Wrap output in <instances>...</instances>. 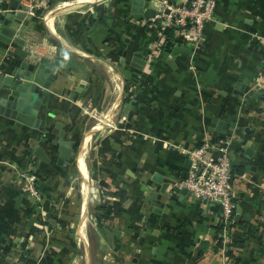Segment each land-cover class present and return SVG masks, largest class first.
I'll return each instance as SVG.
<instances>
[{
    "label": "crops",
    "instance_id": "0c3cea01",
    "mask_svg": "<svg viewBox=\"0 0 264 264\" xmlns=\"http://www.w3.org/2000/svg\"><path fill=\"white\" fill-rule=\"evenodd\" d=\"M215 1L203 42L184 44L177 37L166 52L159 21L129 18L132 0H19L26 24L15 35L25 42L0 39V75L23 60L46 58L59 65L47 89L37 85L34 94L24 92V106L39 99L43 126H18L0 115V264H79L81 257L89 259L84 264H264V0ZM11 3L6 0L5 13ZM158 5L159 0H143L144 9L155 11ZM175 47L184 50L174 53ZM136 53L140 57L134 61ZM244 79L242 94L235 93ZM78 87L81 93H73ZM86 105L112 116L115 128L90 125L80 110ZM246 128L252 134L251 157L245 155ZM55 130L74 146L61 165ZM90 140L93 173L86 161ZM204 141L230 145L236 223L225 237L218 236V207L205 208L173 185L182 179L184 150ZM36 147L48 161L35 156ZM74 155L84 179L81 190L68 191L63 217L49 223L63 241L49 247L44 242L38 252L27 247L20 258V243L35 233L29 232L31 217L44 210L52 219L47 196L71 189ZM27 167L44 183L38 210L22 192L19 173ZM87 175L97 185L92 197ZM158 175L169 186L155 210L149 199L161 187L153 179ZM87 209L94 242L92 251L91 245L81 251L69 237V216L75 217L70 210L79 214L85 238ZM233 236L241 246L230 245Z\"/></svg>",
    "mask_w": 264,
    "mask_h": 264
},
{
    "label": "built area",
    "instance_id": "2783aa9c",
    "mask_svg": "<svg viewBox=\"0 0 264 264\" xmlns=\"http://www.w3.org/2000/svg\"><path fill=\"white\" fill-rule=\"evenodd\" d=\"M215 7V0H159L155 14L149 20L159 21L163 29L172 28L173 37H180L182 43L196 44L203 42L205 27L214 20ZM5 12L6 0H0V19ZM82 110L103 130L115 128L112 116H102L96 108L87 105ZM216 143L204 141L197 147L184 150L190 160L187 176L173 185L185 188L188 195L205 208L217 206L221 235L225 237L230 225L234 223V171L229 153L230 145L221 141ZM30 169L31 167H27L19 173L24 179L22 192L31 197L35 204H39L43 199L39 180Z\"/></svg>",
    "mask_w": 264,
    "mask_h": 264
},
{
    "label": "water",
    "instance_id": "95a60500",
    "mask_svg": "<svg viewBox=\"0 0 264 264\" xmlns=\"http://www.w3.org/2000/svg\"><path fill=\"white\" fill-rule=\"evenodd\" d=\"M11 4L8 7L7 13L3 15L0 19V39L6 43L13 41L15 43H19L20 45L24 44V40L16 37V32L23 24L22 22L25 13L24 11H20L17 9V5L19 0H11ZM155 14L154 9L152 8H143V0H132L131 14L129 18L140 19L144 18H152ZM184 50L181 47H175L173 52H180ZM140 57V54L136 53L133 60L137 61ZM141 65L144 61H139ZM59 61L56 60L50 61L46 58L42 59L39 62H31V61H20L16 66H14L13 70H11L10 74H1L0 75V115L8 117L16 121V125L21 126L25 124L32 128H38L44 125V121L37 117V108L39 103L35 101L34 104H31L29 107L27 104L24 106L25 100V91H31L32 94L35 92V88L37 85H41L43 88L47 89L49 85L56 79V73L52 72L53 67H58ZM141 65H135L136 67H141ZM246 79L239 82L235 85V93L242 94V90L245 87ZM82 87H78L75 89L73 93H81ZM36 94V93H35ZM85 95V94H84ZM82 95V96H84ZM28 96V95H27ZM33 98V95H32ZM31 98V99H32ZM60 124H56V127H59ZM249 128H246L245 131H248ZM55 133L58 135V139L53 143L57 145V163L61 165L64 161H66L69 157L70 152L74 149L73 142L64 139V133L56 131ZM252 138L248 139L245 142V155L247 157H251L253 151L251 149ZM35 156L39 157L44 161H48L49 157L44 153L41 147H36L34 150ZM190 160L187 158L184 161L183 170L180 174L181 178H186L187 171L189 169ZM170 178H174V175H171ZM155 181L161 184V187L158 191H155L151 194L149 201L153 203L155 206V210H158V207H162V204H157L156 201L161 200L162 195L166 192V188L169 186L168 182H163L162 177L158 175V177L153 178ZM44 187V183L39 184V188L42 190ZM181 192H186L185 188L181 189ZM238 213L236 214V219L241 212V207L237 208ZM248 219V218H247ZM49 223H55L54 219H50ZM243 229L246 228V225H243ZM222 230H219L218 236L221 237ZM248 239V236L244 237ZM232 239L234 241H240L241 239L233 236ZM241 246V243L238 244Z\"/></svg>",
    "mask_w": 264,
    "mask_h": 264
},
{
    "label": "rangeland",
    "instance_id": "374dc122",
    "mask_svg": "<svg viewBox=\"0 0 264 264\" xmlns=\"http://www.w3.org/2000/svg\"><path fill=\"white\" fill-rule=\"evenodd\" d=\"M98 2H100V0H98ZM82 109H83V107L80 108L81 112H83ZM83 115L86 116L87 118H89L88 122L91 125V123L93 121L92 118L89 117L88 113H84L83 112ZM92 146H93V140H90V143L87 146L88 150H86L87 151L86 161L88 162V165L91 168V173H93L94 170H95L94 169L95 166H94V163H93L94 162L93 160H95L93 158V156H95V154H94V152H93L94 155L92 154V151H93ZM76 157H77V155L76 156L74 155L72 157V161L70 162L72 168H70L68 170L70 172L69 176H68V181H70L69 183H70V188L71 189L70 190L69 189L65 190L63 188V195H61L59 192H53V193L51 192L50 196H47V197L50 198L49 203L51 204V206L48 207V208H50L49 209V211H50L49 213L53 214V216H51L52 219H54L55 217L57 218L59 215L61 217H63V203H67V202H65V197H66V195H69L68 191H70V194H71L72 191H74V190H76L77 192L81 190V188H80L81 185L80 184H82V181L84 179H82L80 177V175L78 174V172L76 170V167H75V158ZM70 164H68L67 166L69 167ZM67 166L65 168H63L64 171L67 169ZM90 176L91 177L89 178V176L87 175V178L85 179V181L87 180L86 181V186L89 188L90 195L92 197L93 193L94 194L97 193V191L95 189L96 188L95 186H97V185H95L93 183L92 175H90ZM63 186H64V184H63ZM92 187H93V189H92ZM78 196L81 197L80 194ZM56 200L59 203L55 206L54 205V201H56ZM38 203L39 204H36V207H35L36 210H38L39 208H42V205H43V204H41V202H38ZM76 207H74V210L76 209ZM87 210L88 211L84 213L83 217H87L88 216V219L86 220V226H84L83 230L81 231V233H83V231H86V234L83 233V235H85L84 236L85 238L80 236V232H79V230H80L79 226L80 225H78L79 221L77 219V216L79 214L76 215V213H77L76 211L70 210L71 211L70 213H75L74 214L75 217L73 218V217L69 216V221H71V223H73L72 224L73 231L71 232V235L70 236L68 235V236L70 238H72L78 244V246H79L81 251H83V248L85 246L89 250L88 246H90V245H91L90 249L92 251V243L94 242V239H93L94 232H93V228L91 226V220L92 219H90V217H89L90 210L89 209H87ZM43 211L42 212L40 211V213L39 212H37V213L35 212V215L33 217H31L32 220H33L32 221V223H33L32 225L35 227L36 230H35V233L30 237V239H28V240H24L23 239L24 242L26 241L24 251L28 247L29 249L32 248L33 252H35V251L38 252V249L41 248V246L44 244V242H46V247H49V245H55V246L59 245V244H57V241H60V240L63 241V235H61V234L59 235L55 230L53 232H50V227L51 226L49 225L48 211H47V213H44ZM70 213L68 212V215H70ZM81 220H83V218H81ZM87 243H89V244L87 245ZM61 244H63V243H61ZM83 245H84V247H83ZM29 249H27V250H29ZM92 258H93V255H92V252H91L90 259L92 260ZM85 259L87 261L89 260L88 257L87 258H82L81 257L79 264H84V261H86Z\"/></svg>",
    "mask_w": 264,
    "mask_h": 264
},
{
    "label": "trees",
    "instance_id": "16d2710c",
    "mask_svg": "<svg viewBox=\"0 0 264 264\" xmlns=\"http://www.w3.org/2000/svg\"><path fill=\"white\" fill-rule=\"evenodd\" d=\"M174 30L172 29V28H168V27H166L165 29H164V36H165V41H164V44H163V49H164V51H166V52H169L170 50H171V46H172V44L174 43V41H175V39H174V37H173V32ZM176 42V41H175ZM259 110H261V109H259ZM262 111V110H261ZM251 136H252V134H251V131H247L246 133H245V136H244V140L245 141H247L248 139H250L251 138ZM233 171H234V167H233ZM241 171V166H239L238 168H237V172H240ZM46 191V189H44L43 190V192H45ZM236 223V221H234V224ZM233 226V225H232ZM35 227L34 226H32V225H30V227H29V232L30 233H33V232H35ZM237 237V236H236ZM25 243H26V241L24 242H22L21 243V247L24 249L25 248ZM238 244V241H234V240H231L230 241V245H237ZM221 246V239H218L217 241H216V247H220ZM28 252H29V250H25V251H23V253H22V255L20 256V258H24V255H26V254H28Z\"/></svg>",
    "mask_w": 264,
    "mask_h": 264
},
{
    "label": "bare ground",
    "instance_id": "6f19581e",
    "mask_svg": "<svg viewBox=\"0 0 264 264\" xmlns=\"http://www.w3.org/2000/svg\"><path fill=\"white\" fill-rule=\"evenodd\" d=\"M85 168V167H84Z\"/></svg>",
    "mask_w": 264,
    "mask_h": 264
}]
</instances>
